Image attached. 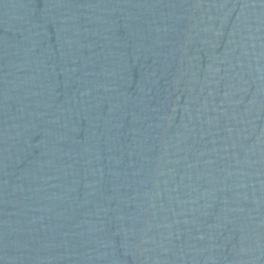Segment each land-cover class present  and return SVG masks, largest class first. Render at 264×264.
<instances>
[{
  "label": "water",
  "instance_id": "water-1",
  "mask_svg": "<svg viewBox=\"0 0 264 264\" xmlns=\"http://www.w3.org/2000/svg\"><path fill=\"white\" fill-rule=\"evenodd\" d=\"M0 264H264V0H0Z\"/></svg>",
  "mask_w": 264,
  "mask_h": 264
}]
</instances>
